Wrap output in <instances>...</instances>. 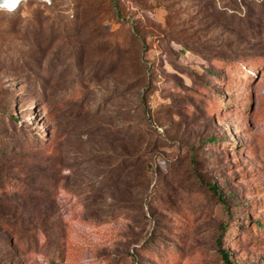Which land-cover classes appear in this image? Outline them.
<instances>
[{"label":"rangeland","instance_id":"1","mask_svg":"<svg viewBox=\"0 0 264 264\" xmlns=\"http://www.w3.org/2000/svg\"><path fill=\"white\" fill-rule=\"evenodd\" d=\"M49 1L0 9V264H264V0Z\"/></svg>","mask_w":264,"mask_h":264},{"label":"clouds","instance_id":"2","mask_svg":"<svg viewBox=\"0 0 264 264\" xmlns=\"http://www.w3.org/2000/svg\"><path fill=\"white\" fill-rule=\"evenodd\" d=\"M19 2L20 0H0V9L13 11Z\"/></svg>","mask_w":264,"mask_h":264},{"label":"trees","instance_id":"3","mask_svg":"<svg viewBox=\"0 0 264 264\" xmlns=\"http://www.w3.org/2000/svg\"><path fill=\"white\" fill-rule=\"evenodd\" d=\"M30 1V0H29ZM29 1H25L26 2V4L29 2ZM20 11V8H17V9H15V10H13V11H7V13L8 14H13V13H17V12H19ZM211 142H214L213 140H211ZM213 188V192H219V190L216 188V187H212ZM225 230H226V228H225ZM224 230V231H225ZM226 232V231H225ZM223 257H224V261H225V264H232V262H231V260H230V258H229V256H228V254L226 253V252H223Z\"/></svg>","mask_w":264,"mask_h":264},{"label":"bare ground","instance_id":"4","mask_svg":"<svg viewBox=\"0 0 264 264\" xmlns=\"http://www.w3.org/2000/svg\"><path fill=\"white\" fill-rule=\"evenodd\" d=\"M22 1H27V0H20L19 5L22 3ZM18 7H19V6H18Z\"/></svg>","mask_w":264,"mask_h":264},{"label":"built area","instance_id":"5","mask_svg":"<svg viewBox=\"0 0 264 264\" xmlns=\"http://www.w3.org/2000/svg\"><path fill=\"white\" fill-rule=\"evenodd\" d=\"M46 1H47V2H50L49 0H46ZM22 2H23V1H22ZM18 6H19V4L17 5V7H16L15 9H17V8H18ZM15 9H14V10H15Z\"/></svg>","mask_w":264,"mask_h":264}]
</instances>
